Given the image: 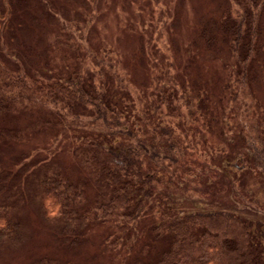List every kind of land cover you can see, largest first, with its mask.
Returning <instances> with one entry per match:
<instances>
[{"label": "trees", "instance_id": "16d2710c", "mask_svg": "<svg viewBox=\"0 0 264 264\" xmlns=\"http://www.w3.org/2000/svg\"><path fill=\"white\" fill-rule=\"evenodd\" d=\"M229 2L222 19L198 34L208 51L225 49L230 67V118L219 125L207 87L188 85V74L174 72L175 58L136 85L134 70L94 45L95 29L78 9L86 0H0V246L23 241L18 213L27 202L69 250L94 227L111 230L101 240L107 248L125 244L154 208L148 239L127 264H264V220L239 210L179 209L192 181V143H203L205 129L218 125L241 145L236 159L222 161L223 171L253 170L249 160L264 151L251 101L255 64L264 65V0ZM45 29L56 47L39 53L32 40ZM41 134L57 143L53 155L66 146L74 165L41 156L25 162L28 152L15 148ZM34 264L60 263L42 257Z\"/></svg>", "mask_w": 264, "mask_h": 264}, {"label": "rangeland", "instance_id": "374dc122", "mask_svg": "<svg viewBox=\"0 0 264 264\" xmlns=\"http://www.w3.org/2000/svg\"><path fill=\"white\" fill-rule=\"evenodd\" d=\"M56 1L64 3V0ZM229 1L86 0V5H82L83 9H78L84 11L87 21H90L89 26L95 29L94 45L112 51L119 58L121 69L136 71H133V81L136 85L151 80L154 71L164 70L165 58L173 62L175 58V68L178 67L177 64L181 66L180 69L174 68V72L188 74V85L196 81L207 87L210 106L213 109L212 116L221 125L222 120L230 118L228 114L226 116L229 91L225 88L231 81L230 67L225 65V49L216 53L208 51L203 42L198 40V34L205 22L222 19L224 11L229 9ZM46 30L38 32L39 35L35 30L37 36H34L32 43L36 52L42 53L45 49L56 47L50 31ZM37 38H41V41L38 42ZM23 39L28 40L27 37H21V40ZM50 55L53 58V54ZM59 66L61 65L55 63L53 69L57 70ZM255 67L258 78L252 84L251 101L256 109L253 116L259 119L262 127L259 131L264 134L263 60H258ZM229 125L238 131L233 122ZM203 133V143L202 137L197 144L192 143L198 149L194 152L192 181L186 184L188 190L179 209L185 212L196 208L212 211L226 209L229 212L239 210L250 219L264 220V217L257 213H264V151L258 150V153L252 156L253 159L249 160L250 163L254 160L255 169H246L240 174L229 173L228 170L223 171L220 164L222 161H233L232 159L242 151L240 143L237 139L226 140L220 134L218 125L212 126L210 130L205 129ZM52 144L57 143L51 136L41 134L15 150L28 152L29 157L25 162L41 156L44 159L55 158L66 167L74 165L65 154L68 151L66 146L58 148L57 153L53 155L50 148ZM255 144L260 148V142ZM62 145L64 143L60 146ZM258 156L259 162L256 160ZM255 161L259 165H256ZM75 168L73 171L78 170ZM88 195L93 196L91 191ZM175 206L178 209L177 202ZM152 209L154 211V208ZM152 211H148L140 223L134 226L130 239L125 244L121 242L114 246L115 248H107L105 244L102 245L101 240L111 230L106 227H94L78 248L69 250L60 247L55 235V226L43 221L31 203L27 202L18 213L23 218V241L0 246V264H34L42 257L54 258L60 264H127L133 256V250L140 249L148 239V232L156 221Z\"/></svg>", "mask_w": 264, "mask_h": 264}]
</instances>
